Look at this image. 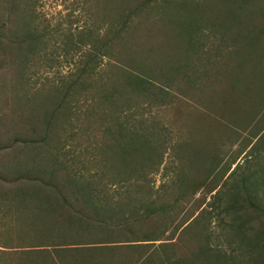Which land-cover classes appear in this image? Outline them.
<instances>
[{
  "label": "trees",
  "instance_id": "obj_1",
  "mask_svg": "<svg viewBox=\"0 0 264 264\" xmlns=\"http://www.w3.org/2000/svg\"><path fill=\"white\" fill-rule=\"evenodd\" d=\"M263 2L77 0L76 24L82 26L62 41L66 56L79 55L76 83L54 87L53 110L38 120L40 128H0L7 148L27 142V150L41 158L17 162L14 178L0 171V210L5 209L0 264H234V257L217 249L213 228L217 219L237 213L235 184L223 191L225 173L217 176L223 159L215 155L203 165L186 163L193 142L175 141L153 114L138 112L141 101L149 108L165 105L172 83L196 84L200 68L218 60L224 64L220 78L230 81L228 91L237 95L241 86L254 91L256 82L262 97L254 103L264 105ZM7 3L13 9H8L10 27L0 18V68L8 62L12 80L23 84L26 63L45 36L25 22L21 0ZM159 27L160 40L153 44ZM217 36L219 46L205 44L217 43ZM100 66H106L104 72ZM74 121L92 145L76 148L74 159L65 161L61 151L79 133L70 134ZM263 132L255 134L259 146ZM172 147L178 161L165 166ZM28 165L33 166L23 171ZM159 174L166 182L156 186ZM172 189L177 195L169 197ZM256 201L241 205L240 213L248 214V206L257 209Z\"/></svg>",
  "mask_w": 264,
  "mask_h": 264
},
{
  "label": "rangeland",
  "instance_id": "obj_2",
  "mask_svg": "<svg viewBox=\"0 0 264 264\" xmlns=\"http://www.w3.org/2000/svg\"><path fill=\"white\" fill-rule=\"evenodd\" d=\"M7 1L0 0V18L1 22L10 27L12 10L8 11V9L13 8ZM76 4L77 0H21V10L19 11H21L22 17L26 18L25 22L31 23L36 35H44L45 39L37 54L32 57V61L26 63L25 78L20 79L25 80L23 84L20 81L12 80L14 73H12V66L8 62L0 68V119L3 121L0 124L1 129L7 126L8 131H12L14 128L18 130L24 124L28 128L34 126L40 128V123L43 124V121L38 120L53 110V97L57 95L54 87H61L65 83L66 86L73 82L76 83L79 55L66 56L62 48L65 36L73 30L75 33L78 32L79 27L82 26L81 23L76 24L79 16ZM259 22L261 23L260 19ZM159 30L160 27L155 29L153 44L160 40ZM219 39L217 36V43L207 40L205 44H208L209 47L214 44L219 46L221 44ZM262 46L264 47V42ZM215 48L211 49L214 51ZM221 50L222 53H219L223 58H226V47ZM228 51H234V49L228 47ZM213 54L215 55L216 52L214 51ZM143 56H146V53ZM106 64L107 59H104L103 65ZM223 65V62L218 60L208 69L200 68L201 77L195 79L196 84L185 81L172 83L171 97L165 105L157 104L149 108L146 102L141 101L142 108L137 112L142 114L144 110L146 114H153L158 122L165 124L170 129L175 141L181 139L183 142H193L190 147V155L186 157V163L191 161L194 164L203 165L212 156H221L223 160L218 166L220 172H217V176L221 177L225 173L220 181L228 185H224L223 191L227 190L228 186L235 184L236 190L233 193L235 207H233L237 213L235 215L227 214L223 216V222L217 219L213 224L219 245L217 249L221 253L234 257L236 260L234 264L239 262L242 264H264V132L260 146L259 140L255 138V134L264 129V114H262L264 105L254 103L257 98L262 97L258 92L259 85L256 82L254 91L244 86L240 87L244 88L243 91L240 88L237 89V95L231 93V90L228 91L230 81L220 78L219 74ZM104 68L106 66L99 67L103 72ZM205 73H208L210 77L202 79V75L205 76ZM74 74L75 76L72 77ZM12 109L15 114L12 113ZM228 121H231L230 126L233 128L226 126ZM73 127L70 134L79 128L75 121ZM2 130L6 131V129ZM77 132H79L77 136L74 139H68L66 149L61 151V154H64L62 156H66L65 161L74 159L73 151L76 148H88L92 145L89 135L88 137L85 133ZM1 134L3 133L0 132V171L3 172V176L13 178L18 176L12 170L17 162L28 163L33 162V158L41 159L38 156L39 152L30 153L27 150L29 147L26 145L27 142L17 143V146H13L14 148H7L6 140ZM9 139H14V136L10 135ZM10 143H13V140ZM42 150L44 151L41 155L42 158L49 156L45 153V148ZM50 153L55 155L57 151L54 148ZM175 157L177 155L172 147L166 156L165 166L173 167L178 161L174 159ZM233 163L235 164L233 165ZM32 166H24L23 171L27 172ZM164 170L165 168L162 169V172ZM234 170L235 172L232 173ZM161 174L155 176L156 186L166 182L165 179H162ZM175 174L171 172L170 176H175ZM242 178L246 180L244 184L240 183ZM168 195L174 197L177 195V191L172 189ZM199 196L201 194H198L197 197ZM258 198L259 200L256 201ZM246 199L249 200L245 202ZM250 201H256L258 208L253 209L250 205L251 207L248 206L249 208L246 209L248 214L240 213L239 207ZM3 207L4 205H2ZM226 207L227 201H224L222 208ZM4 211L5 209L0 210V215H3ZM234 216H236V223L233 220Z\"/></svg>",
  "mask_w": 264,
  "mask_h": 264
}]
</instances>
